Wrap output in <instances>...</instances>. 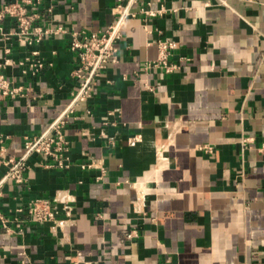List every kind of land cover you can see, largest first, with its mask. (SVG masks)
<instances>
[{"label": "crops", "instance_id": "1", "mask_svg": "<svg viewBox=\"0 0 264 264\" xmlns=\"http://www.w3.org/2000/svg\"><path fill=\"white\" fill-rule=\"evenodd\" d=\"M38 2L52 9L40 23L69 32L102 30L116 19V4H129ZM142 6L163 11L145 17ZM130 10L118 62L102 71L67 125L70 166L46 167L32 154L23 182L2 184L0 215L22 222L21 232L15 223L7 232L0 221V264H264V0H137ZM0 26L15 28L10 19ZM165 38L177 42L169 60L178 68L143 70L157 57L154 41ZM68 42L65 34L34 46L46 63L35 75L15 65L2 69L32 90L0 95L7 154L22 156L24 138L44 132L68 104L77 64ZM26 54L0 34V63ZM145 81L156 92L145 90ZM132 136L139 140L129 144ZM246 137L252 143L243 144ZM4 172L0 166V179ZM37 197L69 198L62 226L16 212Z\"/></svg>", "mask_w": 264, "mask_h": 264}, {"label": "built area", "instance_id": "2", "mask_svg": "<svg viewBox=\"0 0 264 264\" xmlns=\"http://www.w3.org/2000/svg\"><path fill=\"white\" fill-rule=\"evenodd\" d=\"M39 0H14L4 1L0 4V22L5 19H10L15 24L14 29L3 31L0 26V34L9 42H14L21 48L27 50V54L17 61L10 58H5L0 63V95L9 98H17L21 96H29L32 94L30 85H15L8 78L2 69L6 65H15L19 68L22 74L35 75L44 66L45 61L39 56V51L34 47L43 41L60 35H69L68 48L72 51L77 60L76 67L72 71V76L76 80V87L71 93L70 100L64 111L57 116L42 133L25 137L23 140L22 156L16 157L7 154L4 150L3 138L0 137V166L5 167V172L0 179V197L2 195V184L11 179L16 183L23 182L22 172L27 168V159L32 154H37L42 157L46 167H55L60 169L68 168L71 164L67 152L69 150V141L67 138L66 128L69 120L74 117L76 106L78 103L88 100L93 96L94 89L97 86L98 80L102 71L110 63H117L118 57V42L122 38L121 27L125 23L128 15H134L130 10L131 4L137 0H129L128 5L116 4L113 11L117 14L114 22L106 26L102 30H77L69 32L60 23L49 21L45 24L39 22L43 14L51 13L52 9L46 7L43 10L38 8ZM163 10H150L141 7V12L145 17L155 16ZM157 47V57L153 60H148L143 63V70L160 69L164 73H170L178 68V65L169 60L170 55L177 48V42L171 38L157 39L154 41ZM10 47L5 48V53H10ZM143 87L149 92H156V87L153 84L145 81ZM106 143L112 144L113 137L105 136ZM138 136L128 138L129 144H134L138 141ZM243 144L252 143V138L246 137L242 140ZM205 152H211L213 146L210 144H202L199 147ZM264 150V144L259 148ZM162 147H157L156 153L158 160L165 161ZM96 179H101V175ZM69 198H49L37 197L32 198L28 203L17 208L18 214L26 216L31 223L44 224L54 223L62 226L63 220L59 218L60 210H64L66 215L70 214V207L67 204ZM60 204L62 207H60ZM2 227L7 232L14 231L13 223L21 232L22 219L8 218L5 215H0ZM133 232H126L125 237L131 238ZM67 264H88L83 263L79 259L68 261ZM164 264H169L166 260Z\"/></svg>", "mask_w": 264, "mask_h": 264}]
</instances>
